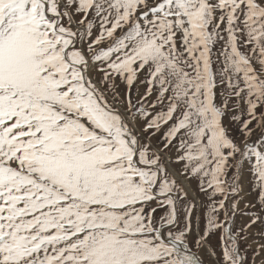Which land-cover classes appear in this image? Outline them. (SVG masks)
I'll use <instances>...</instances> for the list:
<instances>
[{"label": "snow or ice", "instance_id": "6c2138e0", "mask_svg": "<svg viewBox=\"0 0 264 264\" xmlns=\"http://www.w3.org/2000/svg\"><path fill=\"white\" fill-rule=\"evenodd\" d=\"M0 264H264V0H0Z\"/></svg>", "mask_w": 264, "mask_h": 264}]
</instances>
